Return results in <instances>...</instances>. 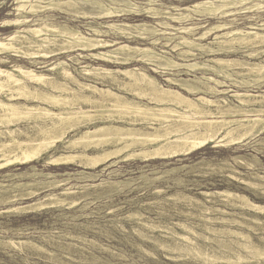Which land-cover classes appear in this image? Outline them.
<instances>
[{
    "label": "bare ground",
    "instance_id": "bare-ground-1",
    "mask_svg": "<svg viewBox=\"0 0 264 264\" xmlns=\"http://www.w3.org/2000/svg\"><path fill=\"white\" fill-rule=\"evenodd\" d=\"M147 2L150 5L148 8L127 10L104 8V4L98 0H49L46 5H41L40 0H17L16 9L20 16L4 21L1 26L20 30L0 38V63H11L7 57L11 55L39 68L57 71L59 76H50L19 63L12 64V69L0 68V169L33 161L39 155L57 148V144L64 142L69 132L79 128H84L81 136L68 140L64 147H98L101 143H111L114 149H103L90 156L87 152L61 153L52 157L51 162L69 164L75 157L83 156L86 160L80 162L87 167H111L117 162L112 160L113 156L137 145L139 149H132L125 158L140 156L144 161L172 159L202 149L210 142L219 144L225 141L226 146H234L264 134V94L235 90L225 81L229 79L234 86L242 87L249 83L245 80V73L255 77L256 82L264 81V62L222 56L242 50L250 58L264 53V0H197L185 7L174 5L177 13L154 8L155 0ZM90 3L103 8L99 13L84 11V18L95 15L92 18L125 22L107 23L106 26L99 23L71 26L57 22L54 20L55 14H49L51 10L59 14H72L83 9L80 5ZM242 13L246 14L247 21L252 22L247 25L249 29L239 26L242 24ZM130 15L143 21L131 24L126 21ZM146 18L160 20L153 24L145 21ZM211 19H216V22L207 24ZM81 27H85V30ZM113 31L114 35L121 34L126 41L112 38L110 33ZM161 36L166 42L163 43ZM210 36H213V40L203 43ZM128 42H137L138 45ZM144 42L149 46L141 44ZM158 46L171 47V51H179V57L184 59L178 61ZM74 53L77 55L73 56ZM198 55L213 58L205 61L192 58ZM63 56L77 64L86 63L83 59H90L96 64L86 63L81 70L77 69L85 81L67 69L71 67L68 61L60 60L55 65L40 66L45 63L41 59H60ZM192 60L195 61L190 62ZM134 63L148 65L155 73L176 72L169 73L172 76H167L166 80L170 86H165L146 69L132 67ZM184 73L194 78L178 77ZM235 76H243V79H235ZM210 94L217 98L208 96ZM219 95L229 96L220 98ZM55 107L58 111H54ZM22 120L33 124L36 132L21 137L25 130L17 126L13 128V125ZM156 124L159 126L154 127ZM136 125L141 127L137 128ZM36 171L33 176L41 173ZM36 185L25 182L22 187L31 189L32 194ZM16 186H21V183ZM202 194L208 202L238 207L242 209V218L264 225V204L251 200L247 195L227 189L203 191ZM1 198L7 201L11 195L2 194ZM246 220H241L242 225L251 227V224H255H249ZM223 222L233 225L240 221L237 218H224ZM224 229L213 230V235L229 231L237 240L248 238V234L242 231ZM199 233L194 232L197 237L212 239ZM181 237L189 242L186 250H200L197 240L187 235ZM261 242L264 243V236ZM252 245L242 246L248 250Z\"/></svg>",
    "mask_w": 264,
    "mask_h": 264
},
{
    "label": "rangeland",
    "instance_id": "rangeland-1",
    "mask_svg": "<svg viewBox=\"0 0 264 264\" xmlns=\"http://www.w3.org/2000/svg\"><path fill=\"white\" fill-rule=\"evenodd\" d=\"M47 1L49 2V0H40V4L46 5ZM55 1L64 2L65 0ZM98 1L104 4V8L117 7L130 10L150 7L147 0ZM155 1L154 8L163 12L177 13L178 11L173 8L174 5L185 7L184 5H193V2L197 0ZM16 7L17 0H0V38H6L20 30L16 27L1 26L4 21L20 16ZM79 7L83 9L72 14H59L56 10L49 11V14H55L54 20L57 22L68 23L71 26H83L85 23H99L98 25L106 26L107 23L125 22L92 18L95 15L84 18V11L99 13L103 7L92 3ZM244 15L246 14L242 13V24L239 26L249 29L247 25L252 22L247 21ZM262 16L264 17V13ZM35 19L31 22L32 24ZM158 20L145 19L153 24ZM126 21L132 24L143 20L130 15ZM211 22H216V19L209 20L207 24ZM174 25L179 26V24ZM81 29L85 30V27ZM110 35L119 41H126L121 34L114 35V31ZM161 37L163 43L166 42L163 36ZM211 40L213 36L203 43ZM128 43L138 45L137 42ZM141 44L149 46L145 42ZM158 47L161 48V46ZM170 48L162 46L160 50H167L178 61L184 59L179 57V51H171ZM244 51L222 56L240 58L242 61L264 62V53L250 58ZM7 57L11 63H0V68L12 69L10 67L12 64L19 63L44 71L50 76H59L57 71L47 70V67L39 68L28 61L19 60L18 57L11 55ZM192 58L205 61L211 60L213 56L209 58L198 55ZM60 60L68 61L71 67L67 69L82 81L85 79L77 73V69L81 70L86 63L96 64L90 59H83L86 63L77 64L76 61H70L67 56H63L60 59L57 57L41 59L45 63L40 66L55 65ZM132 67L146 69L165 86H170L166 80L167 76H172L169 73L176 72L155 73L143 63H134ZM178 77L194 78L186 73ZM244 77L249 83L242 87L234 86L233 81L229 79L225 81L232 89L249 91L255 95L264 94V81L256 82L255 77L246 73ZM235 79L241 80L243 76H235ZM208 96L217 98L211 94ZM224 96L229 95L218 97ZM42 105L46 106L44 103ZM54 111L58 109L55 107ZM15 126L25 130L21 137L37 130L33 124L29 125L24 120L14 124L13 128H16ZM158 126L156 124L154 127ZM136 127L140 128L141 125ZM82 131L84 128L69 132L64 142L57 144V148L39 155L37 159L29 163L13 164L0 169V190L2 191L0 194V264H264V254H261L264 252V243L261 242V237L264 236V225L259 223L257 225L254 221L242 218V209L210 203L202 194L203 191L227 189L240 195H247L251 200L264 204V134L257 138H248L234 146H226L225 141L219 144L210 142L202 149L172 159L153 158L144 161L140 156L125 158L132 149H139L137 145L128 149L127 152L113 156L112 160L117 162L113 163V166L110 165L111 167L106 165L97 168L87 167L80 162L86 160L83 156L75 157L69 164L50 161L52 157L59 156L61 153L68 155L87 152L90 156L103 149H114L111 143L104 145L101 143L98 147L91 145L92 147L87 146L86 149L64 147L68 140L78 139ZM35 170L41 173L33 176ZM23 182L37 184L35 188L33 187L34 189L31 187L32 194H30L31 189L22 187ZM20 183L21 186H16ZM255 183L258 185L255 186ZM2 194L11 195V198L3 202ZM224 218H237L240 222L229 225L223 222ZM241 220L255 224L249 227L242 225ZM227 228L242 231L248 234V238L237 240L229 231L225 234L213 235V230H228ZM194 232L211 236L212 239L210 241L203 236L197 237ZM181 235L197 240L200 250L196 252L186 250L189 248V242ZM241 243L253 245L245 250ZM260 250L262 251L259 252Z\"/></svg>",
    "mask_w": 264,
    "mask_h": 264
}]
</instances>
